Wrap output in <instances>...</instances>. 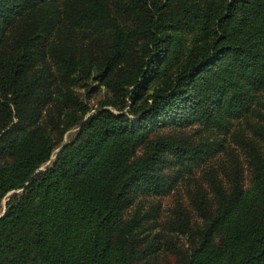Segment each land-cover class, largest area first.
Instances as JSON below:
<instances>
[{
  "label": "trees",
  "instance_id": "1",
  "mask_svg": "<svg viewBox=\"0 0 264 264\" xmlns=\"http://www.w3.org/2000/svg\"><path fill=\"white\" fill-rule=\"evenodd\" d=\"M262 86L264 0H0V264H264V129L240 141L251 193L209 169L159 221L169 155L223 150Z\"/></svg>",
  "mask_w": 264,
  "mask_h": 264
},
{
  "label": "rangeland",
  "instance_id": "2",
  "mask_svg": "<svg viewBox=\"0 0 264 264\" xmlns=\"http://www.w3.org/2000/svg\"><path fill=\"white\" fill-rule=\"evenodd\" d=\"M176 33L182 37L181 51L184 52L197 33V28L191 30H177ZM87 84L91 88L94 86L95 90L91 91L90 88L87 89ZM87 84H77L74 86V90L84 99L91 110L96 105V100L103 94L104 89L97 81ZM249 103L250 109L245 114L233 115L228 118V130L223 134H212L210 130L201 126V121L198 118H194L188 124L182 126V129L190 133L193 138L197 137L194 129L201 127L199 133H202L204 138L210 140L213 139L214 135L215 141H221L224 145V149L212 152L201 161L186 162L182 167H179L177 160H175L172 154L169 155L168 161L165 164V171H167L166 185L169 193L160 197L162 210L159 214V221H163L169 214L167 209L173 204L176 196L181 201H186V188L188 190H191V188H199L208 197L212 195V192L209 191L207 186V176H205V173L209 169H213L217 177H222L221 170L219 169L220 166L230 168L232 164H237L241 171L240 180L243 190L247 193L252 192L251 171L244 158V145L241 144L240 141L242 138L247 140L257 138L254 129H264V86L253 92L252 99ZM72 130L73 129L68 130L64 134V138L67 134L71 133ZM134 197H141L144 199L142 204L143 209L147 207V202L155 204V195H152L151 191L145 192L139 190L134 194ZM5 199L6 197L3 198V202ZM124 210L127 212L129 209L125 207ZM152 228L154 229L155 225H151V229ZM181 243L183 246H186L184 239L181 240ZM169 259L172 260L173 257L169 256Z\"/></svg>",
  "mask_w": 264,
  "mask_h": 264
},
{
  "label": "water",
  "instance_id": "3",
  "mask_svg": "<svg viewBox=\"0 0 264 264\" xmlns=\"http://www.w3.org/2000/svg\"><path fill=\"white\" fill-rule=\"evenodd\" d=\"M57 148H59V147H57Z\"/></svg>",
  "mask_w": 264,
  "mask_h": 264
}]
</instances>
